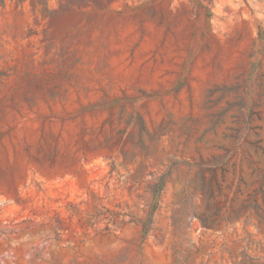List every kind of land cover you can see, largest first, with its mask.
<instances>
[{
    "label": "rangeland",
    "instance_id": "obj_1",
    "mask_svg": "<svg viewBox=\"0 0 264 264\" xmlns=\"http://www.w3.org/2000/svg\"><path fill=\"white\" fill-rule=\"evenodd\" d=\"M0 264H264V0H0Z\"/></svg>",
    "mask_w": 264,
    "mask_h": 264
}]
</instances>
